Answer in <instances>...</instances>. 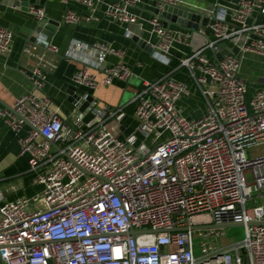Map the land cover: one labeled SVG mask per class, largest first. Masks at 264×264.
I'll use <instances>...</instances> for the list:
<instances>
[{"label":"built area","instance_id":"1","mask_svg":"<svg viewBox=\"0 0 264 264\" xmlns=\"http://www.w3.org/2000/svg\"><path fill=\"white\" fill-rule=\"evenodd\" d=\"M61 1L87 12L96 3ZM139 1L119 0L105 17L135 24L129 9ZM153 1L161 11L178 6L177 0ZM224 12L209 15L210 38L172 67L170 51L188 46L190 36L173 35L160 15L149 20L157 37L152 57L170 70L135 91L127 104L132 116L94 96L132 76L124 54L104 44L89 47L96 60L73 75L82 94L68 123L43 93L40 68L30 76L34 90L15 101L14 113L0 106L10 131L28 127L20 155L42 188L0 207L1 264H264V155L247 157L264 146V87L249 96L240 77L246 56L264 59V21L258 20L264 0H237L228 20ZM28 13L44 17L41 9ZM80 21L70 9L62 18L68 25ZM14 36L0 25L1 57L11 56ZM48 50L57 53L54 46ZM108 55L119 62L101 70ZM182 100L202 104L203 113L185 116ZM231 225H241L245 237L225 247L215 242L225 229L204 228Z\"/></svg>","mask_w":264,"mask_h":264},{"label":"crops","instance_id":"2","mask_svg":"<svg viewBox=\"0 0 264 264\" xmlns=\"http://www.w3.org/2000/svg\"><path fill=\"white\" fill-rule=\"evenodd\" d=\"M117 1L96 0L94 10L87 12L80 5L66 6L61 0H0V25L15 32L11 56L8 59L0 56V106L12 108L19 97L32 92L34 83L30 76L35 68H40L44 74L43 93L51 99L63 120L68 123L77 114L73 102L76 96L82 94V90L72 83L73 75L84 63L96 60V55L93 56L89 50V47L96 44H104L122 52L124 63L132 71L131 81L102 88L94 94L102 106L111 110L121 107L122 98L128 89L137 90L143 82L169 74L170 67L152 57L157 37L152 33L149 20L158 15L161 18L162 11L153 0H140L129 9L137 22L119 23L105 17V11ZM177 1L179 7L207 16L221 14L223 10L227 20L237 4V0ZM29 7L41 9L44 12L43 19L38 20L30 15ZM67 9L81 17L79 24L68 25L62 22ZM258 20L263 22L264 17H258ZM42 22L44 28L36 33ZM165 22L166 28L173 35L187 33L190 36L188 46L176 45L170 51L168 59L171 67L202 47L210 38L207 30L183 29L178 22L172 21V16ZM200 22L192 23L195 25ZM127 31L131 33L130 37H126ZM49 46H54L57 53H51ZM225 47L230 48L231 45L225 44ZM207 54L213 57L211 51ZM118 62L116 57L108 55L100 69ZM173 77L176 80L184 78L181 73ZM240 77L248 84L249 96L264 87V59L246 56ZM123 107L125 113L132 116L133 108L127 104ZM179 107L185 116H200L203 113L202 104L194 100H182ZM27 130L28 127H23L15 134L0 119V207L23 197L32 198L42 190L32 183V175L27 173L28 158L20 155L19 139Z\"/></svg>","mask_w":264,"mask_h":264},{"label":"water","instance_id":"3","mask_svg":"<svg viewBox=\"0 0 264 264\" xmlns=\"http://www.w3.org/2000/svg\"><path fill=\"white\" fill-rule=\"evenodd\" d=\"M170 16H172V21H175L176 23L178 22V24H180V26L183 29H193L195 31H199V30L205 31L206 26L210 20L209 16L203 13H200L198 11H192L190 9H183L179 6H176V7L164 6L161 18L164 20L163 25L165 27L167 24L165 20L168 21ZM192 22H200V24L197 23L194 25ZM42 28H44L43 22L39 24L35 32L39 33L42 30ZM8 110L14 113L12 108L8 107ZM237 227H242V226L241 225H231L228 227L227 226H221V227L208 226L204 228L206 229H226V228H237ZM195 229H198V228H195ZM159 232H162V231H159ZM159 232H153V233H159ZM130 235H135V232H130Z\"/></svg>","mask_w":264,"mask_h":264},{"label":"rangeland","instance_id":"4","mask_svg":"<svg viewBox=\"0 0 264 264\" xmlns=\"http://www.w3.org/2000/svg\"><path fill=\"white\" fill-rule=\"evenodd\" d=\"M129 81H131V79ZM137 88H139V86ZM135 91L136 90H131V89L127 90V92L124 94V96L122 98L121 107H123L125 104H128L130 101L133 100V98L135 97V94H136ZM260 155H264V146L255 148L252 151L247 153L248 158H251L252 156H260ZM224 232H225L226 236L219 238L215 241L217 243L218 247H225L227 245H231L234 243L241 242L245 237L243 227L226 228ZM200 242H201V238L197 234H195V236H194V244H195L194 252H195L196 257H198L200 254V248H199Z\"/></svg>","mask_w":264,"mask_h":264}]
</instances>
